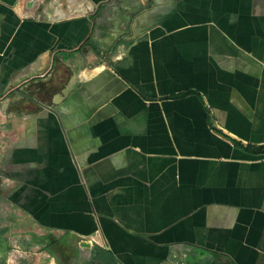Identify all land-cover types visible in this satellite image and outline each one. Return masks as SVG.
Instances as JSON below:
<instances>
[{"label":"crops","instance_id":"obj_1","mask_svg":"<svg viewBox=\"0 0 264 264\" xmlns=\"http://www.w3.org/2000/svg\"><path fill=\"white\" fill-rule=\"evenodd\" d=\"M263 148L264 0H0V264H264Z\"/></svg>","mask_w":264,"mask_h":264},{"label":"trees","instance_id":"obj_2","mask_svg":"<svg viewBox=\"0 0 264 264\" xmlns=\"http://www.w3.org/2000/svg\"><path fill=\"white\" fill-rule=\"evenodd\" d=\"M110 256L111 257H109L110 258L109 259V262H107V263H103V261H100V260H96L95 259V260L91 261L89 264H118L117 261H116V259H115V257L112 254Z\"/></svg>","mask_w":264,"mask_h":264},{"label":"water","instance_id":"obj_3","mask_svg":"<svg viewBox=\"0 0 264 264\" xmlns=\"http://www.w3.org/2000/svg\"><path fill=\"white\" fill-rule=\"evenodd\" d=\"M84 244H86L87 246H89V244H88V243H84Z\"/></svg>","mask_w":264,"mask_h":264}]
</instances>
